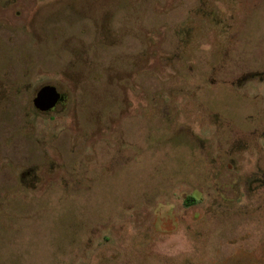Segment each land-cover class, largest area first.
Listing matches in <instances>:
<instances>
[{"label": "rangeland", "instance_id": "rangeland-1", "mask_svg": "<svg viewBox=\"0 0 264 264\" xmlns=\"http://www.w3.org/2000/svg\"><path fill=\"white\" fill-rule=\"evenodd\" d=\"M0 264H264V0H0Z\"/></svg>", "mask_w": 264, "mask_h": 264}, {"label": "water", "instance_id": "water-1", "mask_svg": "<svg viewBox=\"0 0 264 264\" xmlns=\"http://www.w3.org/2000/svg\"><path fill=\"white\" fill-rule=\"evenodd\" d=\"M62 98V93L54 84L42 85L33 99L34 106L40 111H47L53 108Z\"/></svg>", "mask_w": 264, "mask_h": 264}, {"label": "flooded vegetation", "instance_id": "flooded-vegetation-1", "mask_svg": "<svg viewBox=\"0 0 264 264\" xmlns=\"http://www.w3.org/2000/svg\"><path fill=\"white\" fill-rule=\"evenodd\" d=\"M60 102H61V99L58 101V103H57L53 108H51V109H49V110H47V111H41V112H49V111L54 110ZM38 110H39V109H38ZM39 111H40V110H39Z\"/></svg>", "mask_w": 264, "mask_h": 264}, {"label": "trees", "instance_id": "trees-1", "mask_svg": "<svg viewBox=\"0 0 264 264\" xmlns=\"http://www.w3.org/2000/svg\"><path fill=\"white\" fill-rule=\"evenodd\" d=\"M194 200H195L194 197L189 196L188 199H187V204L192 203Z\"/></svg>", "mask_w": 264, "mask_h": 264}]
</instances>
